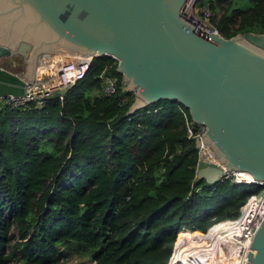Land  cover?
<instances>
[{"label":"trees","instance_id":"obj_1","mask_svg":"<svg viewBox=\"0 0 264 264\" xmlns=\"http://www.w3.org/2000/svg\"><path fill=\"white\" fill-rule=\"evenodd\" d=\"M194 4L208 6L224 37L264 33V0ZM115 66L93 55L61 97L0 109V264H57L63 254L167 264L170 253L171 264H217L203 232L236 217L260 186L193 177L187 109L159 99L128 113L133 95ZM100 72L114 78L112 93L101 92Z\"/></svg>","mask_w":264,"mask_h":264},{"label":"water","instance_id":"obj_2","mask_svg":"<svg viewBox=\"0 0 264 264\" xmlns=\"http://www.w3.org/2000/svg\"><path fill=\"white\" fill-rule=\"evenodd\" d=\"M185 1L0 0V58L25 63L20 74L0 67V95L21 94L45 53L109 55L133 95L128 113L168 99L203 125L195 147L207 144L220 165L199 159L196 178L242 170L264 181V33L201 37L181 18ZM244 260L264 264V215Z\"/></svg>","mask_w":264,"mask_h":264},{"label":"built area","instance_id":"obj_3","mask_svg":"<svg viewBox=\"0 0 264 264\" xmlns=\"http://www.w3.org/2000/svg\"><path fill=\"white\" fill-rule=\"evenodd\" d=\"M194 2L195 0H186L184 2L180 10L181 18L193 25L195 32L201 37H207L210 34L222 36L217 26L210 20L211 13L208 6L206 4L195 6ZM192 12H196L198 18H195V16L190 14ZM92 56L93 55L88 54L81 55L70 53L43 54L36 64L32 80L24 82L21 94L0 95V109L5 107L25 106L29 103L32 104L33 107H40L53 92L64 91L66 87L81 78L84 75ZM99 77L101 78L102 83L101 92L103 94L112 93L115 89L114 78L102 72L99 73ZM184 128L186 136L193 137V139H199L200 134L203 131L202 124L196 123L195 126L194 122L186 118H184ZM199 159L218 164L211 148L202 142H199L196 147L195 165ZM193 177H196L195 171ZM222 177H226L232 183L254 182L260 186L257 191L250 192L246 196L243 203L239 206L236 217L222 219L208 227L210 228L216 224L224 222L225 228H221L222 232L237 233V238H228L227 244L240 243L245 246L243 252L240 254L241 259L238 262V264H244V256L248 243L259 219L264 215V181L253 180L249 174L242 170L223 171L219 178ZM198 188V186L194 187V191ZM224 253L227 256H231V252H229L228 249H224ZM170 256L167 260V264H171Z\"/></svg>","mask_w":264,"mask_h":264},{"label":"rangeland","instance_id":"obj_4","mask_svg":"<svg viewBox=\"0 0 264 264\" xmlns=\"http://www.w3.org/2000/svg\"><path fill=\"white\" fill-rule=\"evenodd\" d=\"M190 14H192L193 16H195V18H198V15H197V13L196 12H192V13H190ZM0 64H2V65H4V66H6L7 68H9L13 73H16V74H20V73H22L23 72V70H24V65H25V63H24V61H23V59L19 56V55H6V56H2L1 58H0ZM47 137H43V138H41V140L42 141H45V139H46ZM182 229H185V228H183V227H181V228H179L178 229V231H177V234L182 230ZM10 230L11 231H14V228H13V226H10ZM192 231V230H191ZM207 230H205L203 233H205ZM176 234V235H177ZM208 242H209V239H208ZM213 244V242L211 241L210 243H209V248H208V257H209V259L212 261V262H215V263H217V264H223L222 262H224V263H227V261H225L224 260V258L222 257V258H220L222 255H224V256H226V257H228L229 258V260H230V258L231 257H233L237 252H238V250H239V247L241 246V245H234V246H232L231 248H230V250H229V252H231L230 253V255L231 256H227V255H225L224 253H221L222 251L220 250V248H218V247H216L214 244ZM172 247H173V245H172ZM9 247H7L6 249H8ZM213 250V252H214V254L218 257V259H219V262L218 261H215V260H213L211 257H210V255H209V250ZM171 254V253H170ZM229 254V253H228ZM221 255V256H220ZM77 261H80V262H85V263H87V264H91V261H89L88 259H87V257L86 256H82V255H80V256H69V255H65V254H63V257L60 259V261L57 263V264H74L75 262H77ZM7 264H22L21 263V261L20 260H14V261H10V262H8Z\"/></svg>","mask_w":264,"mask_h":264},{"label":"bare ground","instance_id":"obj_5","mask_svg":"<svg viewBox=\"0 0 264 264\" xmlns=\"http://www.w3.org/2000/svg\"><path fill=\"white\" fill-rule=\"evenodd\" d=\"M221 228H225L224 222L216 224V225L207 229L206 235H207V238L209 239V243L212 241L216 247L220 248V250L222 251L221 253H224V249L230 250V248L234 245H237V246L241 245L239 247L238 252L233 257H231L230 260L227 261V263L222 262L223 264H238L239 260L241 259L240 254L243 252L245 246L243 244H240V243L227 244L228 238L234 239V238H237L238 235H237V233L222 232ZM217 260H218V258H217Z\"/></svg>","mask_w":264,"mask_h":264},{"label":"crops","instance_id":"obj_6","mask_svg":"<svg viewBox=\"0 0 264 264\" xmlns=\"http://www.w3.org/2000/svg\"><path fill=\"white\" fill-rule=\"evenodd\" d=\"M0 67L3 68V69H5V70H7V71L12 72L9 68H7L6 66H4V65H2V64H0Z\"/></svg>","mask_w":264,"mask_h":264}]
</instances>
